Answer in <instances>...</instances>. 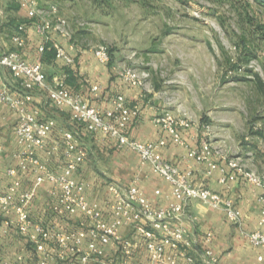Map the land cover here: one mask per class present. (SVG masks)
Listing matches in <instances>:
<instances>
[{"label":"built area","instance_id":"1","mask_svg":"<svg viewBox=\"0 0 264 264\" xmlns=\"http://www.w3.org/2000/svg\"><path fill=\"white\" fill-rule=\"evenodd\" d=\"M16 1L26 8L35 31L42 38L38 53L43 55L46 50L53 49L55 59L73 64L75 57L51 34L55 32L67 40L71 37L67 19L58 13L56 4L39 6L38 0ZM26 29V24L20 23L10 34L9 38L17 48L25 44ZM92 52L100 63L109 64L111 57L106 46L99 45ZM5 72L9 73L11 82L5 78ZM118 75L128 85L144 86L147 73L123 68ZM36 90L45 91L48 103L56 109L69 108L71 121L81 125L86 132H101L114 139L116 147L138 153L141 164H149L170 184V200L165 205L154 206L135 180L126 185L116 181L109 183L112 194L107 204L109 211L104 210L99 201L89 199L86 190L91 186L90 182L76 176L87 158L88 149L81 144L76 130L59 126L55 118L42 115L34 103ZM90 93L99 97V86L92 85ZM0 105L17 114L14 133L18 142L24 145L15 154L18 164L7 168V176L11 179L7 188L0 185V233L7 238L18 235L34 250L31 260L25 253H16L12 258L0 256V264H199L190 250L199 241L209 243L213 233L206 231L195 236L183 225L184 219L197 221V215L188 209L189 201L198 199L206 206L223 209L225 219L236 227H242L243 215L232 197L192 182L195 163H205L207 174L218 169L217 180L221 184L240 178L264 187L262 177L218 150L206 132L203 131L198 146L190 147L182 135V130L192 125L186 115H175L170 110L150 105V121L165 130L173 142L188 149L185 167L181 169L160 152L167 143L166 138L139 141L129 135L130 125L141 114L139 104H130L123 93L117 92L111 99L110 108L97 107L69 87L64 77H56L50 83L43 60H27L16 49L0 52ZM54 130L61 137L50 144ZM60 149L66 159L56 171L49 164L54 152ZM37 150L44 151L45 157ZM2 151L0 145V156ZM216 157L223 163H217ZM23 176L32 178L29 187L23 185ZM40 189H43L55 217L70 219L80 214L83 220L73 228L65 229L56 227L50 218L35 217L30 207ZM155 192L159 193V190ZM258 201L261 206L257 227L250 231L241 228L240 233L253 246L264 250V193L258 196ZM122 227H130L144 240L148 251L145 261H136L134 240L121 233ZM106 247H115L117 256H109ZM258 259L263 260V255ZM200 261L217 264L219 257L206 246Z\"/></svg>","mask_w":264,"mask_h":264},{"label":"rangeland","instance_id":"2","mask_svg":"<svg viewBox=\"0 0 264 264\" xmlns=\"http://www.w3.org/2000/svg\"><path fill=\"white\" fill-rule=\"evenodd\" d=\"M38 3L56 4L68 22V41L76 48L92 52L99 45L107 47L109 73L121 90L136 89L151 104L186 115L203 127L218 150L264 180V0ZM16 5V0H0V20L11 30L18 25L10 18ZM123 68L147 73L145 85L122 82L118 71ZM1 132L9 140L11 124L4 131L0 126ZM103 163L100 159L101 170ZM102 179L107 185L113 182ZM77 219H63L60 227L73 228ZM0 246L1 257H34L33 247L18 235Z\"/></svg>","mask_w":264,"mask_h":264},{"label":"crops","instance_id":"3","mask_svg":"<svg viewBox=\"0 0 264 264\" xmlns=\"http://www.w3.org/2000/svg\"><path fill=\"white\" fill-rule=\"evenodd\" d=\"M15 9L10 18L18 24H26L25 44L17 48L9 38L15 29L11 30L4 26V21L0 20V52L16 49L27 60L33 61L41 58L47 65V77L50 83L56 77H64L69 87L82 94L91 104L102 109L111 107V99L115 93H123L130 104H139L142 109L140 116L130 125L129 135L139 141L166 138V145L160 148L162 156L181 169L185 167L184 157L188 155V149L173 142L165 130L150 121L152 115L150 105H153L150 101L151 98L143 97V94L136 89L124 88L121 90V87L115 82L116 79H111L109 72L112 70L109 64L100 63L91 51L80 50L75 46L71 47L66 38L55 32L51 33L52 37L64 45L69 53L75 57L74 63L67 65L64 61L55 59V56L49 57L45 53L40 55L38 46L42 38L35 31L31 22L32 19L28 16L26 8L21 4L16 5ZM2 11L4 10L0 9V13ZM4 76L7 80H11L9 73L5 72ZM121 81L123 82L122 79ZM94 84L99 86V97H94L90 93V87ZM34 103L41 109L42 115L53 117L59 126L71 127L78 132L81 144L88 149V155L86 160L80 165L76 176L90 182L91 186L87 188L86 194L89 199L99 201L104 210L109 211L107 204L111 200L112 194L109 190V184L101 183L102 178H110L123 185L135 180V183L145 192L156 207L165 205L170 200V184L156 174L149 164H141L138 153L116 147L115 140L101 132H86L81 125L71 121L69 108L66 107L63 110H59L50 105L45 91L36 90L34 92ZM17 118V114L14 111L5 105H0V126H2V131L6 130L10 124L12 127V134L9 140L7 139V134H4V132L0 134V145L3 146L0 156V185L3 189H6L11 181L6 173L7 168L18 164L15 154L24 148V145L18 142L14 133ZM182 135L190 147H196L199 145L203 135V127L198 124H192L182 130ZM60 137V133L54 130L49 138L50 144ZM36 152L41 157H45L44 151L37 150ZM65 159L63 149H60L54 152L49 165L59 171ZM100 159H103L104 162L102 170L98 167ZM216 161L220 164L223 163L217 157ZM207 169L208 167L205 163H195L191 176L192 182L195 185H205L225 196L232 197L242 212L243 222L242 227H236L225 219L223 209L206 206L198 199L190 200L188 209L197 215V221L189 222L184 219L183 225L195 236L206 231L213 233L209 243L202 241L196 243L194 248L190 250L191 254L199 264H203L200 261L201 253L206 246H209L219 257L217 264H264V259H258L259 255L264 257V250L253 246L240 233L241 228L250 231L257 227L261 206L258 196L264 193V187H257L240 178L221 184L217 180L218 169H214L211 174H207ZM21 179L25 187H29L32 184L31 177L23 176ZM40 188H43V186ZM156 189L159 190V193L155 192ZM30 211L37 218H49L51 211L43 189L39 190L38 196L31 204ZM77 216L76 225L83 220L82 215L78 214ZM51 218L55 226H61L59 221L61 222L63 219H58L55 216ZM121 233L133 238L136 261H145L148 258V251L144 240L136 235L135 231L130 227H122ZM12 239L14 237L7 238L1 234L0 244L10 243ZM105 252L109 256H117L118 254V250L115 247H106Z\"/></svg>","mask_w":264,"mask_h":264},{"label":"trees","instance_id":"4","mask_svg":"<svg viewBox=\"0 0 264 264\" xmlns=\"http://www.w3.org/2000/svg\"><path fill=\"white\" fill-rule=\"evenodd\" d=\"M44 53H45V55H48V56H54V50L53 49H48ZM109 64H110V62H109Z\"/></svg>","mask_w":264,"mask_h":264}]
</instances>
